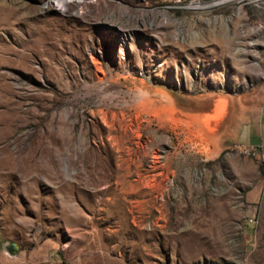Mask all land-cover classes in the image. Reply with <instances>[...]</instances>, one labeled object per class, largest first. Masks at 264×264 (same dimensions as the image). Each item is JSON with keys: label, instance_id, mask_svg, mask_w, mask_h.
<instances>
[{"label": "rangeland", "instance_id": "1", "mask_svg": "<svg viewBox=\"0 0 264 264\" xmlns=\"http://www.w3.org/2000/svg\"><path fill=\"white\" fill-rule=\"evenodd\" d=\"M44 1L0 0V264H264L254 146L201 120L264 0Z\"/></svg>", "mask_w": 264, "mask_h": 264}, {"label": "crops", "instance_id": "2", "mask_svg": "<svg viewBox=\"0 0 264 264\" xmlns=\"http://www.w3.org/2000/svg\"><path fill=\"white\" fill-rule=\"evenodd\" d=\"M238 77L242 83L238 88L209 95L211 103L201 113V120L208 138L216 136L217 152L254 146L252 156L258 161L264 157V79L255 73L244 77L243 72Z\"/></svg>", "mask_w": 264, "mask_h": 264}, {"label": "built area", "instance_id": "3", "mask_svg": "<svg viewBox=\"0 0 264 264\" xmlns=\"http://www.w3.org/2000/svg\"><path fill=\"white\" fill-rule=\"evenodd\" d=\"M45 4H54L57 5L58 7V2L56 0H45L44 1ZM262 78L264 79V73L261 74ZM255 147H251L248 150H244V152H246L247 154H255ZM249 220H252V218H249Z\"/></svg>", "mask_w": 264, "mask_h": 264}, {"label": "trees", "instance_id": "4", "mask_svg": "<svg viewBox=\"0 0 264 264\" xmlns=\"http://www.w3.org/2000/svg\"><path fill=\"white\" fill-rule=\"evenodd\" d=\"M257 167H258L261 180L264 183V158L258 159Z\"/></svg>", "mask_w": 264, "mask_h": 264}, {"label": "bare ground", "instance_id": "5", "mask_svg": "<svg viewBox=\"0 0 264 264\" xmlns=\"http://www.w3.org/2000/svg\"><path fill=\"white\" fill-rule=\"evenodd\" d=\"M215 2H219V1H215Z\"/></svg>", "mask_w": 264, "mask_h": 264}]
</instances>
